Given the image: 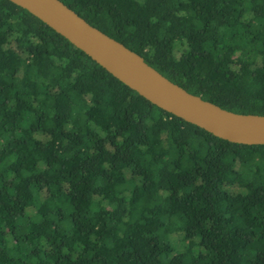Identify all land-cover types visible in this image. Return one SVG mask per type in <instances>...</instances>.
I'll return each mask as SVG.
<instances>
[{
	"label": "trees",
	"instance_id": "1",
	"mask_svg": "<svg viewBox=\"0 0 264 264\" xmlns=\"http://www.w3.org/2000/svg\"><path fill=\"white\" fill-rule=\"evenodd\" d=\"M187 91L264 114V0H61ZM0 264H264V143L157 106L0 0Z\"/></svg>",
	"mask_w": 264,
	"mask_h": 264
},
{
	"label": "water",
	"instance_id": "2",
	"mask_svg": "<svg viewBox=\"0 0 264 264\" xmlns=\"http://www.w3.org/2000/svg\"><path fill=\"white\" fill-rule=\"evenodd\" d=\"M11 1L37 16L157 106L221 138L245 144L264 143V114L226 109L187 91L61 0Z\"/></svg>",
	"mask_w": 264,
	"mask_h": 264
}]
</instances>
